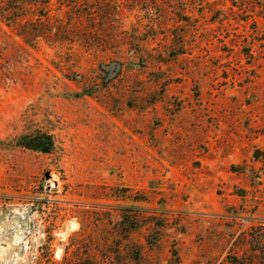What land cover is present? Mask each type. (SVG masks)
Wrapping results in <instances>:
<instances>
[{"label": "rangeland", "instance_id": "1", "mask_svg": "<svg viewBox=\"0 0 264 264\" xmlns=\"http://www.w3.org/2000/svg\"><path fill=\"white\" fill-rule=\"evenodd\" d=\"M48 1L51 38L0 18V264H234L264 223V0Z\"/></svg>", "mask_w": 264, "mask_h": 264}, {"label": "trees", "instance_id": "2", "mask_svg": "<svg viewBox=\"0 0 264 264\" xmlns=\"http://www.w3.org/2000/svg\"><path fill=\"white\" fill-rule=\"evenodd\" d=\"M2 3H6L4 6H0V18L9 24H14L20 28L19 35L27 42L35 41L37 38H51L49 34V1L48 0H35L34 10L29 13L22 8H10V4L14 0H1ZM63 6V3H60ZM13 9V10H10ZM26 17H31L21 25V20ZM62 33L66 32V26L61 23L57 26ZM42 151H49L40 144ZM246 243L249 245V249L245 251L242 257H235L234 264H264V223H260L257 226H253L246 233Z\"/></svg>", "mask_w": 264, "mask_h": 264}]
</instances>
